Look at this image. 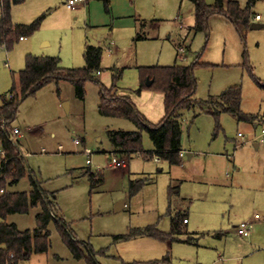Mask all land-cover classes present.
Listing matches in <instances>:
<instances>
[{"label":"rangeland","instance_id":"obj_1","mask_svg":"<svg viewBox=\"0 0 264 264\" xmlns=\"http://www.w3.org/2000/svg\"><path fill=\"white\" fill-rule=\"evenodd\" d=\"M90 1V8L79 3L84 9L74 11L78 7L69 9L68 0H28L13 7V22L30 24L45 15L33 37L56 42L55 56L64 68H83L86 47L102 48L101 72L96 73V79L132 98L152 123L164 116L163 95L153 90L137 94L138 68L176 63L190 66L195 60L206 65L195 70L198 100L204 102L230 87L241 86L242 112L259 119L239 122L222 114L217 130L214 117L196 105L182 116L181 166L157 159L146 161L137 155L128 169H111L107 165L116 149L110 132L137 131L135 124L100 114V86L95 81H85L83 99L74 83L52 82L21 103L13 122V128L22 132L14 138L25 156L28 174L19 183L8 185V191L30 193L35 182L56 203V213L73 238L94 250L99 264H167L163 260L168 255V264H213L220 252H225V259L235 260L248 246L249 256L264 250V245L251 247V238L242 241L235 229L257 214L264 221V144L260 142L264 129V28L247 30L243 39L224 17L214 16L207 37L193 30L195 7L190 0H110L107 8L101 0ZM215 1L206 0L208 4ZM232 1L242 7L249 2ZM253 12L262 15L258 24L264 25V0L255 2ZM26 38L11 51L0 48V96L9 93L14 75L25 69L32 37ZM245 52L249 66H244ZM143 147L154 149L147 132L143 133ZM1 156L0 151V178ZM89 159L92 166L87 165ZM97 166L104 168V181L93 189L85 169L97 172ZM140 179L148 183L132 196L131 182ZM172 180L181 182L180 193L175 191L173 196L176 202L181 201L183 210L189 209L187 229L199 235L194 236L199 247L173 243L170 248L168 242L145 237L115 242L114 236L148 225L170 232L168 192L171 184L177 185ZM41 212L38 205L28 214L10 215L7 222L21 231H33ZM49 230L50 251L18 264H87L85 259L74 257L54 222ZM259 232L264 234L263 229ZM221 233L225 236L216 238ZM246 242L248 246L242 247ZM248 263L262 264L264 255L254 256Z\"/></svg>","mask_w":264,"mask_h":264},{"label":"trees","instance_id":"obj_2","mask_svg":"<svg viewBox=\"0 0 264 264\" xmlns=\"http://www.w3.org/2000/svg\"><path fill=\"white\" fill-rule=\"evenodd\" d=\"M28 0H0V48L5 47L11 51L20 38L32 37L42 26L44 16L28 25H16L13 22L12 9L22 5ZM106 8L110 0H101ZM195 7L196 34L210 35L209 22L214 16H222L230 22L245 39L247 30L254 23L256 14L253 6L257 0H249L246 7L238 1L216 0L208 4L206 0H190ZM142 39V36L139 37ZM103 50L100 47L87 46L85 50L86 65L83 68H64L58 57H43L29 54L26 56L25 69L14 75V82L9 93L1 96L0 105V149L2 151V165L0 178V264H18L29 260L33 255L46 254L51 249L50 223L54 222L63 241L77 259H85L87 264H99L96 261L94 250L85 243L75 240L69 233L66 222L56 213V203L33 183V190L27 192H10L8 185L19 183L28 174L25 157L22 155L20 144L12 135L13 122L17 119L19 108L23 101L35 95L46 85L52 82L68 81L77 87L80 98L85 97L84 83L87 80L95 81L100 86L101 101L99 112L108 118L126 119L135 124L137 131L110 132V140L115 147L114 154L125 155L130 163L137 155L145 160L159 159L166 161L170 166L182 165V137L184 111L192 110L196 105L202 106V112L214 117L217 130L220 128L222 114H230L239 122H256L259 117L242 112L243 92L241 86H233L219 96H211L207 101L198 100L197 79L195 70L199 66H206L195 60L190 66H153L138 68L141 85L136 91L141 94L143 90H153L164 95L166 115L158 123L150 122L127 97L114 94L115 86L106 87L96 79V73L101 71ZM199 59V58H198ZM244 66H249L247 52L244 53ZM153 81L149 87L147 81ZM147 132L154 144L153 151H146L143 147V133ZM94 189L104 181L101 172H92L85 169ZM148 183L145 179L131 182V195L140 192ZM178 186L169 187L171 200ZM40 205L42 212L37 216L35 230L21 231L16 224L7 222L12 214H28L30 209ZM171 216L170 232L161 231L157 225L145 228L131 229L128 234L114 236L115 242L127 241L139 237H151L161 242L193 244V238L182 239L188 236L185 228L183 213L174 214L172 207L168 209ZM86 249V250H85ZM11 256H13L11 258ZM170 263L168 255L163 263ZM154 261L151 264H159Z\"/></svg>","mask_w":264,"mask_h":264},{"label":"crops","instance_id":"obj_3","mask_svg":"<svg viewBox=\"0 0 264 264\" xmlns=\"http://www.w3.org/2000/svg\"><path fill=\"white\" fill-rule=\"evenodd\" d=\"M19 6V5H18ZM15 7V6H14ZM76 7H78V5L76 6ZM91 7V1H89L88 3H86V5H85V8H90ZM77 9H84V7H82V6H79L78 8H76L74 11H76ZM0 16H1V11H0ZM44 20H45V15H44ZM44 22V21H43ZM31 24V23H30ZM16 25H28V24H16ZM42 25H43V23H42ZM42 27V26H41ZM41 29V28H40ZM39 29V30H40ZM38 30V31H39ZM37 36V35H36ZM36 38H38V37H33L32 36V40H30V43H29V46H28V51L29 50H31V53H29V54H32V53H34V54H36L37 56H43V57H56L55 55H56V50H57V43L56 42H54L51 38H45L44 37V39H40V40H36ZM26 40H27V38H24L23 40H21V38L19 39V41H21V42H26ZM18 41V42H19ZM1 48H5V47H1ZM6 49V48H5ZM7 50V49H6ZM28 54V55H29ZM22 71V70H21ZM101 72V71H100ZM100 72H97V75H98V73L100 74ZM140 85H141V80H140ZM140 85H139V87H140ZM138 90V89H137ZM149 90V89H148ZM145 91H147V90H143L142 91V93L141 94H143V92H145ZM114 94H117L118 96H124V97H127V98H129L133 103H134V105L136 106V108H137V105H136V102L132 99V98H130L129 96H126V94H123V95H121V94H119L118 93V91L115 89L114 90ZM138 94V93H137ZM141 94H139L140 96H141ZM163 95V94H162ZM0 98H1V96H0ZM163 101H164V95H163ZM1 105V104H0ZM165 105V104H164ZM138 109V108H137ZM139 110V109H138ZM140 111V110H139ZM141 112V111H140ZM142 113V112H141ZM143 114V113H142ZM144 115V114H143ZM165 115H166V112L164 113V116H163V118H162V120L164 119V117H165ZM145 116V115H144ZM146 117V116H145ZM147 118V117H146ZM151 122V121H150ZM16 128V127H15ZM17 129V128H16ZM256 147L259 149L260 148V145L259 144H257L256 143ZM154 150V149H153ZM153 150H151V151H153ZM0 151H1V149H0ZM183 147H182V154H183ZM113 154V153H112ZM181 154V155H182ZM121 156V158H123V159H125V160H128L127 159V157L125 156V155H120ZM146 161H151V160H146ZM160 161V160H159ZM162 162H166V161H162ZM168 163V162H167ZM129 166H130V163L128 162V165H127V168L126 169H128L129 168ZM181 166V165H180ZM172 182H176L177 183V185L176 186H178L179 187V189L178 190H176V193L175 194H179L180 192H179V190H180V185H181V182L180 181H178V180H172ZM171 186H174V184L172 185L171 184ZM182 200L183 201H185V202H187L186 200H188V199H186V198H182ZM180 202L181 201H179V203H178V201L176 202V200L174 199V196H172V198H171V200H170V198H169V192H168V209H169V207L171 206L172 207V210H173V213L174 214H177V213H183L184 215H186V218L188 219V222L187 223H185V228H186V231L189 233V231H188V229H187V226L190 224V221H189V213H188V210L186 211V210H183L184 209V207H183V205L182 204H180ZM119 209H121V207L119 208ZM258 215V214H257ZM257 215H255L254 216V218H251V220H249V222L250 223H252L253 225H254V227H255V225H256V227L255 228H253V233H251V235L249 236V237H241L239 234H238V230H237V235L238 236H240L241 238H242V241H245V239H248V238H251L250 240L252 241L251 242V244H250V246L251 247H253V245H258V246H261V245H264V240H262V238H264V234H262V233H260L259 231L260 230H262L263 229V231H264V221H261L262 220V218H261V216H259V218H256V216ZM169 216V215H168ZM170 218H171V216H169ZM242 224V223H241ZM240 224V225H241ZM240 225H237V226H235V229H238V227L240 226ZM148 226H154V225H148ZM148 226H146V227H148ZM170 227H171V224H170ZM142 228H145V227H142ZM256 229V230H255ZM171 230V229H170ZM122 235V234H121ZM194 236H199V235H196V234H188V236H186V238H184V239H187L188 237H192L194 240H193V244H189V245H194V246H196V247H199V239L198 238H196V237H194ZM223 236H225V233H221V234H216V238H218V239H222L223 238ZM182 237H185V236H182ZM145 238H151V237H145ZM225 238V237H224ZM151 239H154V238H151ZM183 239V238H182ZM154 240H156V239H154ZM260 240H262V241H260ZM158 241V240H157ZM168 244H170V248H172V244L173 243H171V242H168ZM183 244H185V243H183ZM241 246L242 247H246V246H248V243L246 242L245 244L244 243H242L241 244ZM249 249H250V247L248 246V250H247V252L246 253H243V254H241L238 258H235V260H232V258H230V259H228V258H226L225 259V252H224V254L223 253H219L218 254V259H217V261H214L213 262V264H252V263H248L249 262V260H251V259H253L254 258V256H257V255H260V254H262V255H264V250H261V251H258V252H255V254L254 255H252V256H249ZM224 251H227V249H226V247L224 248ZM169 254H170V252H169ZM236 261H238V263H236ZM262 264H264V263H262Z\"/></svg>","mask_w":264,"mask_h":264},{"label":"built area","instance_id":"obj_4","mask_svg":"<svg viewBox=\"0 0 264 264\" xmlns=\"http://www.w3.org/2000/svg\"><path fill=\"white\" fill-rule=\"evenodd\" d=\"M90 0H68L67 2V7L69 9H75L76 6L79 4V3H88ZM263 19L262 15H259L257 14L255 17H254V23H259L261 22ZM24 38H21V40H23ZM179 52L183 53L184 52V49L182 47L179 48ZM99 74V73H98ZM12 135L13 136H21L22 135V132L19 130V129H16L14 128L13 131H12ZM260 142L262 144H264V129L261 133V137H260ZM77 144H79V142L77 141L76 142ZM2 153V151H1ZM88 155H91V153L88 151L87 152ZM22 155L24 156L23 152H22ZM183 156V154L181 155ZM25 157V156H24ZM159 161V159H157ZM87 165L88 166H92V161L91 159H89L87 161ZM127 160L121 158L120 156H118L117 154H112L111 155V159L110 161H108V165L107 167L108 168H111V169H126L127 168ZM89 168V167H88ZM90 169V168H89ZM91 170V169H90ZM104 170V168L102 166H97L96 167V171L97 172H102ZM4 191H0V194H3ZM256 218H259V216L257 215ZM188 221L185 220V223H187ZM253 228H254V225L250 222H243L239 227H238V234L241 236V237H249L253 231ZM13 256H11L12 258Z\"/></svg>","mask_w":264,"mask_h":264},{"label":"water","instance_id":"obj_5","mask_svg":"<svg viewBox=\"0 0 264 264\" xmlns=\"http://www.w3.org/2000/svg\"><path fill=\"white\" fill-rule=\"evenodd\" d=\"M261 28H264V25H262V24H258V23H253L252 25H251V27H250V29H252V30H255V29H261ZM153 84V81H150V80H148L147 81V85L150 87L151 85ZM65 108H66V110L68 111V105L66 104L65 105ZM120 208V207H119ZM118 208V209H119Z\"/></svg>","mask_w":264,"mask_h":264}]
</instances>
